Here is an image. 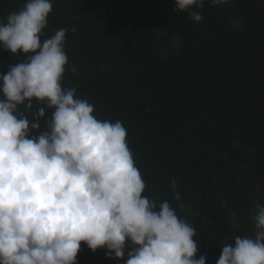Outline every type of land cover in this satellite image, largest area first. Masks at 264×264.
Segmentation results:
<instances>
[{"label":"trees","instance_id":"16d2710c","mask_svg":"<svg viewBox=\"0 0 264 264\" xmlns=\"http://www.w3.org/2000/svg\"><path fill=\"white\" fill-rule=\"evenodd\" d=\"M25 2L0 0V21ZM174 9V0H53L42 39L77 29L65 43L76 73L66 67L63 87L97 118L122 122L144 195L187 219L196 258L216 264L225 244L255 235L250 216L264 202V0L206 4L200 22ZM26 59L0 48V73ZM77 264L124 262L81 244Z\"/></svg>","mask_w":264,"mask_h":264},{"label":"clouds","instance_id":"9594fccd","mask_svg":"<svg viewBox=\"0 0 264 264\" xmlns=\"http://www.w3.org/2000/svg\"><path fill=\"white\" fill-rule=\"evenodd\" d=\"M234 3L174 0V10L200 22L206 4ZM52 12L53 0H26L0 21V48L27 57L0 73V264H77L81 244L124 264H206L194 226L144 195L122 122L63 87L66 67L76 73L65 43L77 29L42 39ZM250 219L255 235L225 244L216 264H264V202Z\"/></svg>","mask_w":264,"mask_h":264}]
</instances>
